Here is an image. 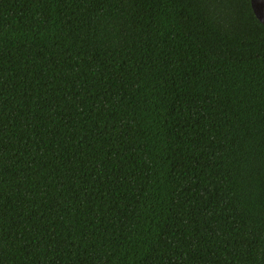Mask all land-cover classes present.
<instances>
[{
	"label": "trees",
	"instance_id": "1",
	"mask_svg": "<svg viewBox=\"0 0 264 264\" xmlns=\"http://www.w3.org/2000/svg\"><path fill=\"white\" fill-rule=\"evenodd\" d=\"M0 264H264L250 0H0Z\"/></svg>",
	"mask_w": 264,
	"mask_h": 264
},
{
	"label": "water",
	"instance_id": "2",
	"mask_svg": "<svg viewBox=\"0 0 264 264\" xmlns=\"http://www.w3.org/2000/svg\"><path fill=\"white\" fill-rule=\"evenodd\" d=\"M250 5L255 16L264 24V0H250Z\"/></svg>",
	"mask_w": 264,
	"mask_h": 264
}]
</instances>
